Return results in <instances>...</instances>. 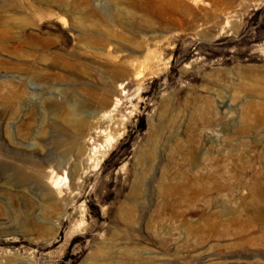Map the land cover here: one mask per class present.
Segmentation results:
<instances>
[{
    "label": "rangeland",
    "instance_id": "rangeland-1",
    "mask_svg": "<svg viewBox=\"0 0 264 264\" xmlns=\"http://www.w3.org/2000/svg\"><path fill=\"white\" fill-rule=\"evenodd\" d=\"M0 264H264V0H0Z\"/></svg>",
    "mask_w": 264,
    "mask_h": 264
},
{
    "label": "bare ground",
    "instance_id": "bare-ground-1",
    "mask_svg": "<svg viewBox=\"0 0 264 264\" xmlns=\"http://www.w3.org/2000/svg\"><path fill=\"white\" fill-rule=\"evenodd\" d=\"M100 113H101V112H100ZM98 116H99V119H98V120H99V122H101L103 116H102V115H98ZM101 124H102V123H101Z\"/></svg>",
    "mask_w": 264,
    "mask_h": 264
}]
</instances>
